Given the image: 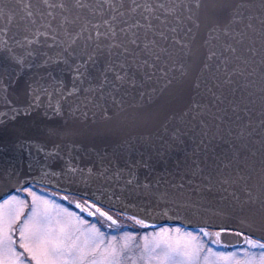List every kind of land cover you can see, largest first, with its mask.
I'll return each mask as SVG.
<instances>
[{
    "label": "water",
    "instance_id": "1",
    "mask_svg": "<svg viewBox=\"0 0 264 264\" xmlns=\"http://www.w3.org/2000/svg\"><path fill=\"white\" fill-rule=\"evenodd\" d=\"M74 2L49 0L57 5L51 8L44 0H0L15 17L11 25L0 22L5 29L0 31V202L17 189L37 185L145 224L212 229L226 246L245 244L240 233L264 241V35L259 19L254 21L257 33L236 44L222 31L236 0H221L212 18L196 7V0H138L156 9L158 19H152L154 30L147 39L167 52L147 76L137 74L135 87L117 90L109 83L102 92H88L98 88L110 59L108 42L88 37L95 35L92 25L103 31L113 13L104 0H83L95 12L75 9ZM61 3L72 11L60 9ZM114 3H123L120 11L131 7V0ZM252 4L251 14L264 18L260 0ZM168 9L175 12L169 15ZM65 16L79 20L61 27ZM135 20L144 23L139 15L130 22ZM85 25L75 55L65 52V30L79 32ZM243 27L232 25L236 32ZM140 36L143 42V29ZM228 43L237 48L235 54L225 51ZM89 54L96 63L74 80V66ZM213 82L226 98L220 111L185 116L194 101L207 103L205 86ZM74 86L80 91L68 95ZM37 95L38 106L29 108Z\"/></svg>",
    "mask_w": 264,
    "mask_h": 264
},
{
    "label": "snow or ice",
    "instance_id": "2",
    "mask_svg": "<svg viewBox=\"0 0 264 264\" xmlns=\"http://www.w3.org/2000/svg\"><path fill=\"white\" fill-rule=\"evenodd\" d=\"M48 7L55 8L56 4H49V0H44ZM109 9L113 13L110 18L104 20V30L101 31L99 24L92 25L95 29L94 37L89 35L88 39H95L98 44L101 41H107V51L109 54V62L101 73V82L98 88H89L86 91H103L105 85L111 83L114 89H119L125 85L135 87L137 84L136 76L141 71L145 72L149 68L155 69V65L159 62L161 55L167 52V49L159 48L155 39L148 40V33L153 32L152 19H158L155 15L156 9L149 3L141 4L138 0H131V7L127 11H120V7L114 3V0H104ZM221 0H196V7L202 9L205 14L212 18L219 10ZM260 6L264 9V0H260ZM26 9L30 6L26 5ZM62 10L72 11V8H67L64 3L58 5ZM75 9H89V5L83 0H75L72 6ZM163 8V5L159 6ZM253 7L252 0H236L232 18L227 27L223 31V35L231 38L236 44H242L249 33H257L255 20L259 19L261 26V34L264 35V18H258L251 14L250 9ZM95 12V9H89ZM175 9H168L169 15L173 14ZM27 16L31 17L33 13L27 10ZM51 15V13H49ZM139 15L142 17L144 23L140 20L130 22V20ZM128 19H125V17ZM7 20V24L11 25L15 17L6 13L4 7L0 6V22ZM79 20V17L69 19L68 16L63 18L61 27L65 24H74ZM233 24H242L244 27L236 32L233 30ZM122 25V26H121ZM49 28L51 25L48 26ZM144 30V41H141L140 30ZM5 29L0 28V31ZM87 26H82L79 32H72L65 30L66 44L65 52L75 55L74 48L77 41L80 39ZM173 32L176 29H172ZM48 36L47 32L41 33ZM161 39L167 40V36L159 33ZM54 44L57 43L56 37H51ZM32 43V41H29ZM186 46V45H185ZM2 47H7L6 44ZM159 48V51L157 49ZM225 51L235 54L237 48L233 44L228 43ZM252 56L256 55L253 49H250ZM216 53H210L208 59L215 57ZM117 57L118 62L113 61L111 57ZM239 59V57H237ZM14 62L19 64L20 61L13 58ZM254 63V61H252ZM96 63L94 55L82 56L79 62L74 66V80H81L86 75L87 65ZM225 65L228 63L227 58L222 62ZM243 63L248 64L249 60L245 59ZM209 65L205 63L204 68L207 69ZM219 70V69H218ZM109 74L112 79L109 80ZM235 74V70H234ZM150 78V77H149ZM218 79V78H217ZM230 79L225 83H230ZM197 89L200 87L199 83L194 85ZM206 92L208 94L207 103L194 101L189 106L185 116H191L195 119V115L203 116L211 113L215 108L217 112L220 111L219 105L224 103L226 99L223 92H217L221 85L213 82L206 85ZM80 89L75 86L68 92V95H76ZM39 95L34 97L33 105L29 108L38 106ZM15 111V110H14ZM59 112V107L56 109ZM236 111V108H233ZM195 114V115H193ZM222 120V117L219 118ZM264 123V122H262ZM250 135V134H249ZM244 136V132L240 133V137ZM203 143V141H202ZM233 149L235 146L233 145ZM234 151V155H235ZM19 191V189H17ZM30 194L33 196L32 202L26 203V198L18 199L13 196L11 200H4L0 202V264H124V257L127 256V249L129 247L127 240L134 239L124 238L125 242L121 245L113 244L111 241H105L104 234L98 229L91 228L86 233L80 232L78 229H73L70 222L59 218L48 209V200L42 199L34 192ZM67 199V197H64ZM81 211L85 209L79 203L76 204ZM90 215L99 213L106 216L107 220L112 224H116V220L106 213L100 212L99 208H95L92 204H86ZM95 209L91 211V209ZM68 215H74L69 213ZM138 225L147 227L142 219L133 218ZM179 232V229H176ZM202 236H209L210 234L203 229L200 234L193 235L192 233H185L182 239H177L170 242L167 239L156 240L151 244H145V251L148 253H157L158 264H197L198 258L202 252L205 251ZM219 237V233L216 234ZM248 249H260V253L249 254L248 249H245V264H264V241L257 240L240 233ZM145 239H147L145 237ZM213 242H218L213 241ZM207 251L211 252V249ZM236 253L233 254L235 257ZM135 264V261L132 262Z\"/></svg>",
    "mask_w": 264,
    "mask_h": 264
},
{
    "label": "rangeland",
    "instance_id": "3",
    "mask_svg": "<svg viewBox=\"0 0 264 264\" xmlns=\"http://www.w3.org/2000/svg\"><path fill=\"white\" fill-rule=\"evenodd\" d=\"M29 189L31 190V192H34L42 199L48 200L49 204L47 205V207L53 213V215L56 216L57 214H59V218L70 222L73 229H78L80 232L84 233H86L91 228L98 229L104 234L106 242L111 241L113 244L116 245L123 244L125 242L124 238L134 237V239L127 240L129 247L126 250L127 256L124 257V264H132L133 261H135V264H158L157 257L159 255V251L154 254L148 253L145 251V244H151L154 241L161 239H167L170 242H174L177 239L185 238V233H192L193 235L200 234L201 229H186L176 224H165L154 229L150 228L146 230V232L142 236L139 237L134 236V234L127 230L122 231L120 234H111L103 231L100 228L98 222H88L79 214L78 211L70 209L62 202L53 199L52 195L40 191L43 188H40L36 185H31L22 192H16L6 199L11 200L13 196H16L18 199L26 198V203L30 204L33 200V196L30 194ZM69 213H72L74 215H68ZM133 218L135 217L130 216L128 218H125V220H127L128 223H135ZM176 229H179L180 231L177 232ZM203 230L206 231L205 229ZM212 234L215 236L214 233ZM145 237L147 239H145ZM215 237L217 238V236ZM200 238L203 240L205 251L200 254L197 264H245L244 254L245 249H248V246L246 244L240 247L233 248L231 250H224L218 247L217 242H213L215 241V239L209 238V236H202V234L200 235ZM208 249H211V252L207 251ZM260 251L261 250L258 248L248 249L249 254L255 253L258 255ZM234 253L238 255L234 257Z\"/></svg>",
    "mask_w": 264,
    "mask_h": 264
},
{
    "label": "flooded vegetation",
    "instance_id": "4",
    "mask_svg": "<svg viewBox=\"0 0 264 264\" xmlns=\"http://www.w3.org/2000/svg\"><path fill=\"white\" fill-rule=\"evenodd\" d=\"M40 188H42V187H40ZM22 191L23 190L18 191V192H22ZM40 191L52 195L53 199L62 202L64 205H66L70 209L78 211L79 214L83 218H85L88 222H94V221L98 222L100 228L103 231L111 233V234H120L122 231L127 230V231L131 232L132 234H134V236L139 237V236H142L146 232V230H148L150 228H153V229L157 228V227H150V226L149 227L148 226L147 227H141L140 225H138L136 223H128V221L125 220V218L130 217L129 215L122 214L120 212L109 210V209H106V208H103V211L100 210V212H103V213H106L107 215L112 216L113 219L116 220V224H112L110 221L107 220L106 216H102L99 213H97L96 215H94L92 217H87L81 211L80 208L76 207V204L79 203L80 205H83V206H86V204H92V205L95 206V208H97V204L96 203H94V202H92L90 200H87L85 198H82V197H78V196H74V195H68V194L64 195L62 193H59V192H56V191H52V190L47 189V188H43ZM64 197H67V199H64ZM94 210H95L94 208L91 209V211H94ZM205 230L210 234L209 238L215 239V241L218 240L217 244H218V247L220 249L231 250L233 248L240 247V246H232V247L231 246L230 247L224 246V245H222L220 243L218 237L217 238L215 237V236H217L216 235L217 233H216L215 230H209V229H205ZM212 233H214L215 236ZM250 238H252V237H250ZM253 239H255V238H253Z\"/></svg>",
    "mask_w": 264,
    "mask_h": 264
},
{
    "label": "bare ground",
    "instance_id": "5",
    "mask_svg": "<svg viewBox=\"0 0 264 264\" xmlns=\"http://www.w3.org/2000/svg\"><path fill=\"white\" fill-rule=\"evenodd\" d=\"M52 191H54V190H52ZM56 192H58V191H56ZM59 193H61V192H59ZM65 195V194H64ZM153 225H155V224H153Z\"/></svg>",
    "mask_w": 264,
    "mask_h": 264
}]
</instances>
